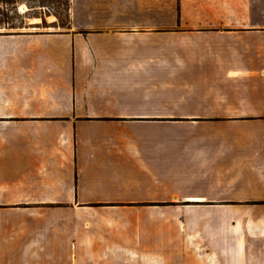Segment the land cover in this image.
Segmentation results:
<instances>
[{
	"label": "crops",
	"instance_id": "1",
	"mask_svg": "<svg viewBox=\"0 0 264 264\" xmlns=\"http://www.w3.org/2000/svg\"><path fill=\"white\" fill-rule=\"evenodd\" d=\"M70 12L0 35V264H264V0Z\"/></svg>",
	"mask_w": 264,
	"mask_h": 264
},
{
	"label": "rangeland",
	"instance_id": "2",
	"mask_svg": "<svg viewBox=\"0 0 264 264\" xmlns=\"http://www.w3.org/2000/svg\"><path fill=\"white\" fill-rule=\"evenodd\" d=\"M69 0H22L17 4L0 3V9L10 17H16L15 23L24 22L17 29H1L0 35H36L55 34L70 31L71 12L68 10ZM26 7V10L23 11ZM23 17H18L25 15ZM18 17V18H17ZM10 32L12 34H6ZM92 30L79 29L74 32L87 35Z\"/></svg>",
	"mask_w": 264,
	"mask_h": 264
},
{
	"label": "trees",
	"instance_id": "3",
	"mask_svg": "<svg viewBox=\"0 0 264 264\" xmlns=\"http://www.w3.org/2000/svg\"><path fill=\"white\" fill-rule=\"evenodd\" d=\"M21 1L22 0H0V3L17 4L18 2H21ZM70 9H71V0H69V5H68V10L70 11ZM18 17H23V19L25 20L26 13H25V15H21ZM15 18L16 17H10L7 13L3 12L0 9V28L1 29H17L19 27H22L24 22L22 21L19 23H15ZM6 34H12V33L6 31Z\"/></svg>",
	"mask_w": 264,
	"mask_h": 264
},
{
	"label": "bare ground",
	"instance_id": "4",
	"mask_svg": "<svg viewBox=\"0 0 264 264\" xmlns=\"http://www.w3.org/2000/svg\"><path fill=\"white\" fill-rule=\"evenodd\" d=\"M25 9L23 10V11H25L26 10V7H24Z\"/></svg>",
	"mask_w": 264,
	"mask_h": 264
}]
</instances>
